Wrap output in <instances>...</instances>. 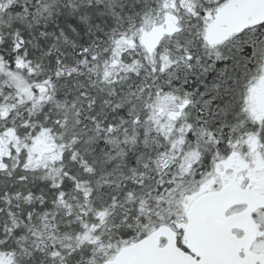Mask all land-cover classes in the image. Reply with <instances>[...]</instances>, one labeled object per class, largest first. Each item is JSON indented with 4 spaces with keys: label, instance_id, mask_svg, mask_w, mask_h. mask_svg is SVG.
<instances>
[{
    "label": "snow or ice",
    "instance_id": "snow-or-ice-1",
    "mask_svg": "<svg viewBox=\"0 0 264 264\" xmlns=\"http://www.w3.org/2000/svg\"><path fill=\"white\" fill-rule=\"evenodd\" d=\"M0 264H264V0H0Z\"/></svg>",
    "mask_w": 264,
    "mask_h": 264
}]
</instances>
